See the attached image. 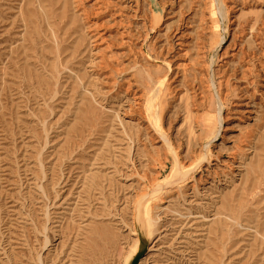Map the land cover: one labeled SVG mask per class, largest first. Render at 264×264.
<instances>
[{
	"label": "rangeland",
	"instance_id": "1",
	"mask_svg": "<svg viewBox=\"0 0 264 264\" xmlns=\"http://www.w3.org/2000/svg\"><path fill=\"white\" fill-rule=\"evenodd\" d=\"M142 249L264 264V0H0V264Z\"/></svg>",
	"mask_w": 264,
	"mask_h": 264
},
{
	"label": "bare ground",
	"instance_id": "2",
	"mask_svg": "<svg viewBox=\"0 0 264 264\" xmlns=\"http://www.w3.org/2000/svg\"><path fill=\"white\" fill-rule=\"evenodd\" d=\"M163 83V82H162ZM159 90V89H158ZM159 92V91H158ZM157 95V94H156ZM154 99V98H153ZM219 111V110H218ZM149 116H150V119H155L156 120V117H157V109H156V104L151 102L149 104ZM221 112V111H220ZM161 199V198H160ZM148 232H149V236H150V229H148Z\"/></svg>",
	"mask_w": 264,
	"mask_h": 264
},
{
	"label": "water",
	"instance_id": "3",
	"mask_svg": "<svg viewBox=\"0 0 264 264\" xmlns=\"http://www.w3.org/2000/svg\"><path fill=\"white\" fill-rule=\"evenodd\" d=\"M144 251L143 249L139 251V253L131 260V264H137L138 259L143 255Z\"/></svg>",
	"mask_w": 264,
	"mask_h": 264
}]
</instances>
